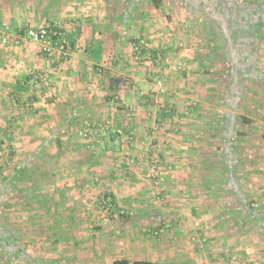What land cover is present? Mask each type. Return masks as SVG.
I'll list each match as a JSON object with an SVG mask.
<instances>
[{
  "label": "crops",
  "instance_id": "0c3cea01",
  "mask_svg": "<svg viewBox=\"0 0 264 264\" xmlns=\"http://www.w3.org/2000/svg\"><path fill=\"white\" fill-rule=\"evenodd\" d=\"M1 23L0 264H223L233 254L264 264V0H0ZM55 23L71 43L66 61L14 43L23 28ZM142 38L152 50L137 60ZM43 74L49 83L36 81ZM160 76L164 101L154 92ZM163 118L157 141L172 171L155 186L138 157ZM101 121L137 131L140 164L126 185L113 162L122 139L103 131L92 153L82 140L84 124ZM68 155L74 163L62 166ZM24 166L47 202L23 192L31 183L11 189ZM102 197L133 216L107 219Z\"/></svg>",
  "mask_w": 264,
  "mask_h": 264
},
{
  "label": "built area",
  "instance_id": "2783aa9c",
  "mask_svg": "<svg viewBox=\"0 0 264 264\" xmlns=\"http://www.w3.org/2000/svg\"><path fill=\"white\" fill-rule=\"evenodd\" d=\"M1 26L3 27V30H0V41L3 45H7L9 43L7 33L8 27L2 23ZM20 38H25L38 45L42 55L47 59H50L52 63H55L57 59L66 61L72 49L68 34L64 30V28L60 26L59 23L46 24L40 28H23L19 30L18 38L14 39V43L19 44ZM142 50H152L150 42L144 38L138 39L133 45L134 55L137 60L139 59V54L142 52ZM158 60H160V58H158ZM167 64H173L175 68L179 71L184 70V63L180 60H169ZM97 72L101 73L102 71L99 69L97 70ZM37 80H42V82L47 83H49L50 81L48 76L45 74L37 77L36 81ZM154 92L156 96L162 99L168 96V89L166 87L165 80L161 76L158 77L154 83ZM193 106H195V103L192 102L191 104H189V107ZM174 113V106L172 104H167L164 110L165 116H173ZM163 124L164 118L162 120H157L153 128L152 141L141 155L146 162L145 178L151 180L155 186H158L160 185V183H163L167 178L168 174L172 171V167L166 164L164 159L161 157L159 146L155 142L161 132ZM108 129H112V127L106 121H101L98 123L89 122L84 124L81 135L84 145L89 153H92L93 146L102 144V132ZM112 133L120 137L122 141L127 145V150L131 152L130 150L135 146L136 143L137 131L135 129H131L129 132H125L122 129L117 128L112 129ZM131 164L132 162L130 160V156H127L124 160L125 167L122 170V183L124 184H127L130 178L129 170L131 169ZM94 183L99 184L100 180L98 178H95ZM159 195V193H156L158 199H160L158 197ZM100 207L105 211L106 214H108V216L113 215L118 217L128 215V212H125L124 210H119L116 208V206L112 205L109 198L102 197L100 200ZM166 227L171 228V226ZM193 241L197 242V239L193 238ZM200 242L206 243V239L201 238ZM223 264H247V262L240 255L233 254L228 255Z\"/></svg>",
  "mask_w": 264,
  "mask_h": 264
},
{
  "label": "trees",
  "instance_id": "16d2710c",
  "mask_svg": "<svg viewBox=\"0 0 264 264\" xmlns=\"http://www.w3.org/2000/svg\"><path fill=\"white\" fill-rule=\"evenodd\" d=\"M154 4L158 5V0H154ZM246 14L247 15L244 17V19H247L248 21L256 22L257 19L255 20L254 19L255 16H253V15H257L258 12L251 13V12L247 11ZM254 28H258V25H257V27H254ZM259 32H260V30L258 31V33ZM243 54L245 56L244 55L241 56V59L243 58L242 59V62H243L242 66H243V69H245V71L247 72V75H248V74H251V70H252V68H254V64H253V62H251L253 60V58H252V54L253 53H251L250 50H248V51H244ZM227 59H229V58H227ZM229 60H231V59H229ZM234 60L239 62L238 59H234ZM8 179H9L10 187H11L12 190H15V187H16L15 184L16 183H19V182L27 183V184L31 183L33 185L30 186V187H26V189L23 190V192L29 193V196L31 197V199L37 200L38 203H43V202H47L48 201L47 198H45V196H43L42 194H37L36 193L35 187H34V183L37 180L36 171L32 170L29 166H24V167H21V168H17ZM112 264H153V263L149 262V261H146V260H138V261L130 262V261L125 260V259H115L112 262Z\"/></svg>",
  "mask_w": 264,
  "mask_h": 264
},
{
  "label": "rangeland",
  "instance_id": "374dc122",
  "mask_svg": "<svg viewBox=\"0 0 264 264\" xmlns=\"http://www.w3.org/2000/svg\"><path fill=\"white\" fill-rule=\"evenodd\" d=\"M177 70V69H176ZM177 71H179V70H177ZM180 72V71H179ZM258 96H260V98L263 100V95H261V94H259ZM165 100V98L163 99V101ZM257 114H259V113H257ZM261 115H264V114H261ZM261 130H264V128H260ZM136 135H137V133H136ZM262 136V135H261ZM150 141H152V138H151V140ZM260 141V145L264 148V139L263 138H261V140H259ZM123 142V141H122ZM155 142H156V144L158 145V141H157V139L155 140ZM159 146V145H158ZM147 147V146H146ZM128 147H127V145L123 142V151L121 152V153H119L120 155H117L116 157H115V159H114V163L115 164H117V166H119V171H120V173H121V175H123L122 173V171L120 170V168H121V166H124V160L126 159V157L128 156H130V160H131V162H132V164H131V169L129 170V172H131V170L133 169V168H135L136 166H139V164H140V161H137L136 160V158H135V156H134V153L132 154V152L133 151H136V150H138V137H136V143H135V146L130 150L131 152H129L128 150ZM145 150V149H144ZM144 150H142V153H141V155L143 154V152H144ZM72 158V159H71ZM139 159H141L142 160V165H141V169L142 170H140L141 172L143 171V170H145V167H146V162H145V159L142 157V156H140V157H138ZM264 158V157H263ZM63 160H60V164L62 165H69V164H71V163H74V161H73V159H74V157H72V156H70V155H68V156H63V158H62ZM83 160V159H82ZM166 163V162H165ZM167 164V163H166ZM62 165V166H63ZM168 165H170V164H168ZM171 166V165H170ZM125 167V166H124ZM124 167L122 168V170L124 169ZM172 167V166H171ZM132 176V173H130V177ZM130 179V178H129ZM123 179L121 178V180L120 181H122ZM129 181V180H128ZM121 184L122 185H126V184H124V183H122L121 182ZM156 192H158V190L156 191V190H154V196H155V200H156V202H163V200H162V194H161V192H158L160 195L158 196L160 199H158L157 198V196H156ZM163 204H165V203H163ZM99 207H100V205H99ZM101 208V207H100ZM10 212V211H9ZM8 212V213H9ZM102 212V211H101ZM126 212V211H125ZM10 213H12V211L10 212ZM104 214V213H103ZM104 215H106V217H107V219L108 218H111L110 216H108V214H104ZM10 216V215H9ZM9 216H7L6 215V217H5V215H4V217L7 219ZM133 215H132V213L131 212H128V215H125V216H118V217H116V216H113L112 218H126V217H132ZM10 218V217H9ZM5 219V220H6ZM10 221H12L13 219H12V217H11V219H9ZM26 220V219H25ZM91 221H86V223H88V224H92V223H90ZM41 225H43V223H40ZM168 229H171V228H168ZM242 257V256H241ZM243 259H245L244 257H242ZM246 261V260H245ZM247 262V261H246ZM247 264H249V262H247Z\"/></svg>",
  "mask_w": 264,
  "mask_h": 264
}]
</instances>
